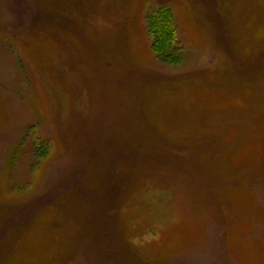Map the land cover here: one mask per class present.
I'll return each instance as SVG.
<instances>
[{
	"label": "rangeland",
	"instance_id": "374dc122",
	"mask_svg": "<svg viewBox=\"0 0 264 264\" xmlns=\"http://www.w3.org/2000/svg\"><path fill=\"white\" fill-rule=\"evenodd\" d=\"M0 264H264V0H0Z\"/></svg>",
	"mask_w": 264,
	"mask_h": 264
},
{
	"label": "trees",
	"instance_id": "16d2710c",
	"mask_svg": "<svg viewBox=\"0 0 264 264\" xmlns=\"http://www.w3.org/2000/svg\"><path fill=\"white\" fill-rule=\"evenodd\" d=\"M148 20L153 36L152 50L158 58L163 61L178 60V31L173 11L166 5L158 6L151 10Z\"/></svg>",
	"mask_w": 264,
	"mask_h": 264
},
{
	"label": "clouds",
	"instance_id": "9594fccd",
	"mask_svg": "<svg viewBox=\"0 0 264 264\" xmlns=\"http://www.w3.org/2000/svg\"><path fill=\"white\" fill-rule=\"evenodd\" d=\"M9 20H11V17H8Z\"/></svg>",
	"mask_w": 264,
	"mask_h": 264
}]
</instances>
